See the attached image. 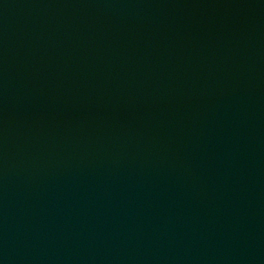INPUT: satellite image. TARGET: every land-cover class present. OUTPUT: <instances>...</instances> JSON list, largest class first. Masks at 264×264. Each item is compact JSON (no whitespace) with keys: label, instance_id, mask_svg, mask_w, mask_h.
<instances>
[{"label":"water","instance_id":"water-1","mask_svg":"<svg viewBox=\"0 0 264 264\" xmlns=\"http://www.w3.org/2000/svg\"><path fill=\"white\" fill-rule=\"evenodd\" d=\"M0 264H264V0H0Z\"/></svg>","mask_w":264,"mask_h":264}]
</instances>
